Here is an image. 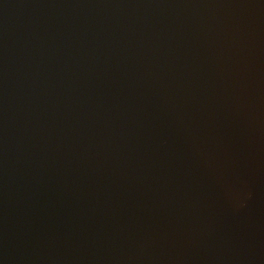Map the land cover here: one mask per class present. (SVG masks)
I'll list each match as a JSON object with an SVG mask.
<instances>
[{
    "label": "water",
    "instance_id": "95a60500",
    "mask_svg": "<svg viewBox=\"0 0 264 264\" xmlns=\"http://www.w3.org/2000/svg\"><path fill=\"white\" fill-rule=\"evenodd\" d=\"M0 264H264V0H0Z\"/></svg>",
    "mask_w": 264,
    "mask_h": 264
}]
</instances>
